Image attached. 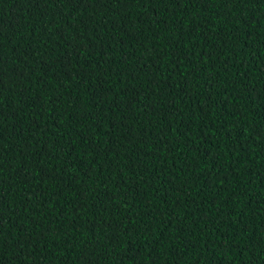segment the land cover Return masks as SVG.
<instances>
[{
	"label": "trees",
	"instance_id": "16d2710c",
	"mask_svg": "<svg viewBox=\"0 0 264 264\" xmlns=\"http://www.w3.org/2000/svg\"><path fill=\"white\" fill-rule=\"evenodd\" d=\"M0 264H264V0H0Z\"/></svg>",
	"mask_w": 264,
	"mask_h": 264
}]
</instances>
